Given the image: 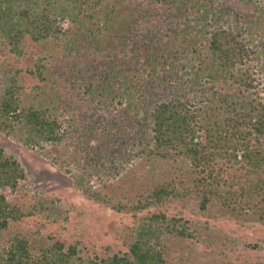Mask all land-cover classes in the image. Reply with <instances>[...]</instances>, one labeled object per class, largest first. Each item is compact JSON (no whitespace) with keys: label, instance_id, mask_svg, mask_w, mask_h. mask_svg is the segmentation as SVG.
I'll return each mask as SVG.
<instances>
[{"label":"rangeland","instance_id":"rangeland-1","mask_svg":"<svg viewBox=\"0 0 264 264\" xmlns=\"http://www.w3.org/2000/svg\"><path fill=\"white\" fill-rule=\"evenodd\" d=\"M202 3L214 11L259 13L247 0H111L120 18L125 16L120 31L109 20V30L96 35L90 23L66 18L57 22V37H25L21 53L0 34V90L15 85L20 106H42L63 133L57 142L33 147L0 131V147L25 172L15 190L2 192L28 213L10 223L0 245L20 232L36 248L59 240L75 244L83 257L122 254L140 219L162 212L167 222L176 218L192 233L162 236L165 264H264L260 221L236 217L218 202L200 209L196 195L159 204L149 195L166 182L181 192L192 184L188 160L152 149L149 118L172 95L178 78L177 69L164 61L181 56L190 35L210 25L211 11L203 19ZM256 76L253 96L264 94V70ZM205 87L210 93L241 88L231 80ZM78 173L99 198L84 192L74 176Z\"/></svg>","mask_w":264,"mask_h":264},{"label":"trees","instance_id":"trees-1","mask_svg":"<svg viewBox=\"0 0 264 264\" xmlns=\"http://www.w3.org/2000/svg\"><path fill=\"white\" fill-rule=\"evenodd\" d=\"M247 1L257 6L258 14L214 11L202 3L203 19L211 11L210 25L206 22L200 35H190L181 56L164 61L177 69L178 78L172 95L150 114L152 149L164 157L188 160L193 179L182 187L183 192L171 181L154 187L149 194L153 204L196 195L200 209L218 202L236 217L264 224V94L253 96L255 82L259 83L256 74L264 70V0ZM109 2L0 0V34L13 52L21 53L25 37L33 41L57 37L61 32L57 22L66 18L75 24L90 23L96 35L109 30V20L120 31L125 16L120 18L115 9L119 6ZM109 75L105 72L103 79ZM228 80L241 88L206 90V82L225 84ZM17 90L12 84L0 90V131L33 147L59 141L63 133L57 118L50 117L42 106H20ZM74 176L85 193L99 198L84 184L81 173ZM24 178L20 163L0 147V238L10 223L28 214L2 192L15 190ZM147 207L148 203H141V208ZM162 236L192 237V233L178 219L167 222L164 213L154 212L140 219L127 252L83 257L75 244L55 240L36 248L27 235L15 232L0 245V264H165Z\"/></svg>","mask_w":264,"mask_h":264}]
</instances>
